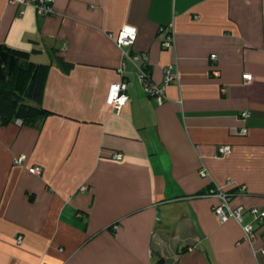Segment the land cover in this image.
Returning a JSON list of instances; mask_svg holds the SVG:
<instances>
[{"label":"crops","instance_id":"0c3cea01","mask_svg":"<svg viewBox=\"0 0 264 264\" xmlns=\"http://www.w3.org/2000/svg\"><path fill=\"white\" fill-rule=\"evenodd\" d=\"M25 1L0 0V43L48 64L50 114L0 123V264H264V215L249 210L264 212V0H53L52 14ZM123 25L153 82L166 65L178 78L158 104L127 63L115 113ZM237 186L241 221H222L209 190Z\"/></svg>","mask_w":264,"mask_h":264},{"label":"built area","instance_id":"2783aa9c","mask_svg":"<svg viewBox=\"0 0 264 264\" xmlns=\"http://www.w3.org/2000/svg\"><path fill=\"white\" fill-rule=\"evenodd\" d=\"M52 2L53 0H26L25 4L33 6L38 14H52L54 13ZM158 31L164 33V36L160 41L161 47L164 49H170L173 45L172 32L166 31L163 27H159ZM135 38L136 29L131 25L121 26L117 33L112 37L116 46L121 49V61L119 67L117 68V73L120 78L109 84L105 103L109 105L115 113H118L121 107L129 100V96L126 92L127 82L121 77L127 63H130L133 66L137 81L143 91L148 96L153 97L158 104H161L165 98V89L167 85L171 82V80L178 78V73L172 70V66L166 65L163 68L161 81L153 82L146 70V55L130 48ZM210 58H215V54H211ZM243 77L245 81H249L251 79L250 74H244ZM241 116L246 117L248 116V113L243 111L241 112ZM15 122L17 124H21L20 119H16ZM245 132V128L238 129L239 134H245ZM228 152V146L222 145L218 147V153L225 154ZM120 157L121 155L118 153L114 155V158L119 159ZM23 158V155H19L13 159V162L19 164ZM27 170L32 174H40L41 171L38 165H32L28 167ZM199 173L201 176H204L206 175V170L201 169ZM240 188L243 189L244 187L240 186ZM209 194L217 197L218 199L217 205L213 206L212 210L222 221L228 219L229 217L236 219L238 222L241 221L240 208L233 209L230 207L228 203L229 195L222 187H213L209 190ZM249 210L254 218L258 219L264 215V212L258 211L256 207H251ZM242 229L246 239L250 240L253 237L251 225H243ZM258 251L264 258V249L255 250L254 253H257Z\"/></svg>","mask_w":264,"mask_h":264},{"label":"trees","instance_id":"16d2710c","mask_svg":"<svg viewBox=\"0 0 264 264\" xmlns=\"http://www.w3.org/2000/svg\"><path fill=\"white\" fill-rule=\"evenodd\" d=\"M60 67L68 71L70 64L57 57ZM48 64L28 60V53L0 43V123L20 119L21 123L50 112L38 104L43 91ZM233 187L226 191L230 196Z\"/></svg>","mask_w":264,"mask_h":264}]
</instances>
